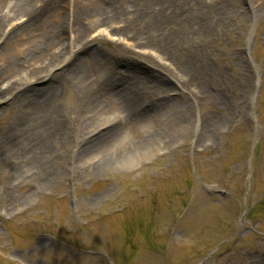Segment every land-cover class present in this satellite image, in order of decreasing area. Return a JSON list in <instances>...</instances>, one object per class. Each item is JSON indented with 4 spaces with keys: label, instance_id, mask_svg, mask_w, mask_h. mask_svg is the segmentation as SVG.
I'll return each mask as SVG.
<instances>
[{
    "label": "rangeland",
    "instance_id": "374dc122",
    "mask_svg": "<svg viewBox=\"0 0 264 264\" xmlns=\"http://www.w3.org/2000/svg\"><path fill=\"white\" fill-rule=\"evenodd\" d=\"M201 3L205 10L185 16L209 25L201 42L186 40L187 23L169 36L130 37L112 31L123 23L95 32L93 17L82 26L102 62L97 75L21 72L0 84V264H264V0ZM69 4L55 14L61 47L47 43L44 62L64 55L66 41L82 45L65 23ZM188 49L198 51L203 78L182 89L171 68ZM129 60L148 88L157 74L172 78L156 98L185 110L177 124L150 123L122 141L105 168L76 164L83 139L104 119L84 121V85L99 88L107 69L130 75ZM50 86L53 97L40 108L17 100L22 90L42 97ZM37 118L59 124L46 131ZM24 133L27 152L10 150ZM41 144L50 157L30 165Z\"/></svg>",
    "mask_w": 264,
    "mask_h": 264
},
{
    "label": "bare ground",
    "instance_id": "6f19581e",
    "mask_svg": "<svg viewBox=\"0 0 264 264\" xmlns=\"http://www.w3.org/2000/svg\"><path fill=\"white\" fill-rule=\"evenodd\" d=\"M201 1L0 0V84L6 81L9 83L12 75H18L21 72H29L33 76L42 73L44 77H48L47 80H61L68 75L73 78L82 77V75L85 76L89 73L97 75L102 62L97 59V49L92 44V40L86 39L87 36L89 37L87 28L82 26L83 20L87 21L93 17L100 23V27L95 32L107 33L104 26H115L114 24L123 23L121 28L112 27V31L115 34L130 35V37H132L131 32L134 31L143 35L154 31L160 35L169 36L175 34L173 32L187 23L185 26L187 29L184 30L186 40L189 42L196 41L195 43L200 40L201 42L208 35L209 25L198 17L197 21L191 19V22H187L190 18L185 17L187 14L191 17L200 14L203 8L205 10ZM69 2H71L72 12L71 16L64 12L65 23L70 25L74 34V41L82 43V45L74 50L73 46H70V42L66 41L68 50L62 55L63 57L58 53L44 62L40 57L44 54L47 43L49 45L55 44L56 49L61 47V44L58 45L60 36L55 32L54 23L61 24L62 21L55 14L58 15L59 8L68 9ZM63 5L65 6L63 7ZM101 27L104 30H101ZM45 28L47 29L45 30ZM22 36H24L22 41L26 39L23 44L21 43ZM175 36L177 37V35ZM43 40L46 41L44 44H42ZM18 46L22 48L21 51ZM82 52L85 55L79 56V53ZM66 54L68 55L66 56ZM184 54H188V57L172 67L171 70L173 81L178 83L182 89H188L191 81L202 80L204 67L203 63L200 62L201 57H199L197 50L188 49ZM69 56L73 57L69 62L71 64L74 61L72 66L69 63H64L58 73H50L49 67H54L58 61L65 62L66 57L68 59ZM128 63H131L128 64L131 66L130 75L119 76L107 69L103 78L98 79L100 87L95 86L97 89L94 91L92 82L88 86L85 79L80 80L82 84L87 85H84V93L81 97L84 121L92 124L104 119L97 127L90 129L87 138L83 139L76 154V164L87 165L91 169L105 168L117 157L112 154V150L117 149L122 141L140 134L142 128L147 127L150 123L167 121L170 126L177 124L178 119H180L179 115L185 110L180 101L171 98H156L161 85L172 80V78L160 77L154 73L153 75H156L154 83L148 88L145 84L146 81H139L144 78L141 75L142 72L133 67L132 61L129 60ZM52 89V86L46 88L47 92L42 97L24 90L19 92L16 97L18 102L26 108H40L53 97ZM151 90H153V95H149ZM1 93L2 89L0 88ZM39 119L33 120L36 124L38 123L36 127L40 125L38 128H47L46 131L54 129L59 124L57 120ZM31 125L33 126L35 123L31 122ZM27 138V134L24 133V136L11 144L10 150L26 153L28 150L25 145ZM41 145L42 149L38 155H35L36 160L31 161L30 165L40 164L50 157L44 145ZM27 164L29 166V162ZM27 164L18 172L20 177L22 174L28 173Z\"/></svg>",
    "mask_w": 264,
    "mask_h": 264
}]
</instances>
